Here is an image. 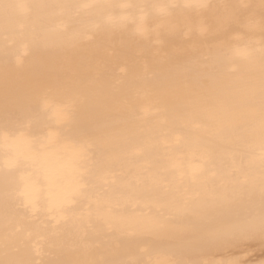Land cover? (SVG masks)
Returning a JSON list of instances; mask_svg holds the SVG:
<instances>
[{
    "label": "bare ground",
    "instance_id": "bare-ground-1",
    "mask_svg": "<svg viewBox=\"0 0 264 264\" xmlns=\"http://www.w3.org/2000/svg\"><path fill=\"white\" fill-rule=\"evenodd\" d=\"M11 2L28 7L18 8L9 24L10 73L36 67L34 37H38L48 44L58 64L67 66L98 93L88 137L65 118L66 99L57 91L49 94L47 107L41 106L19 127H10L15 143L4 141L0 117V189L7 179L18 208L13 223L25 234L31 233L34 259H50L44 253L55 239L52 233H63L67 226L86 221L89 214L93 226H102L105 232L107 225L97 219L98 211L104 216L130 215L131 205L119 196L125 186L140 190L150 175L180 182L182 172L183 182L188 183L192 168L209 152L218 165H231L234 148L223 110L232 95L245 88L243 81L236 79L246 63L234 59L237 49H258L264 41L259 24L261 0ZM203 3L255 5V23L249 26L242 15L239 24L225 30L217 23L218 9L196 7ZM83 4L114 7H55ZM160 5L178 7L162 11L155 7ZM4 36L0 22V50ZM86 51L94 53L91 63L76 62L74 54ZM209 55L219 58L216 69L223 91L191 104L187 92L202 87L197 70ZM165 67L178 69L180 74L170 80L162 71ZM3 73L0 52V80ZM215 84L212 81V86ZM79 107L85 114L84 106ZM221 125L223 132L218 131ZM85 146L86 153L81 151ZM236 159L239 163L238 156ZM82 177L87 180L86 187H81ZM69 199L74 202L69 204ZM2 227L0 218V230ZM82 239L91 242L87 236ZM251 259L255 264L264 260L258 245Z\"/></svg>",
    "mask_w": 264,
    "mask_h": 264
},
{
    "label": "snow or ice",
    "instance_id": "snow-or-ice-1",
    "mask_svg": "<svg viewBox=\"0 0 264 264\" xmlns=\"http://www.w3.org/2000/svg\"><path fill=\"white\" fill-rule=\"evenodd\" d=\"M27 7L11 0H0V22L5 33V44L0 50L4 59L0 80L4 141L15 143L17 138L10 127H19L41 106L47 107L49 94L53 91L62 93L66 99L65 118L75 122L88 137L98 93L69 72L67 66L58 64L43 39L34 37L36 67L11 73L8 69L9 24L18 8ZM55 7L103 10L114 6ZM120 7L144 9L148 6ZM155 7L163 11L178 5ZM196 7L218 9L217 23L225 30L239 24L242 15L246 16L249 26L255 23L252 11L255 5L203 3ZM259 8L260 29L264 33V0ZM241 9L247 11L242 13ZM74 56L78 63H91L94 53L77 52ZM218 59L209 55L200 61L197 76L202 87L188 90L191 104L204 102L223 91L224 85L216 69ZM234 59L246 63L236 77L243 81L245 88L242 93H234L230 105L223 110V118L229 124V143L234 148L230 166L218 165L209 152L192 168L188 183L183 182L185 174L182 172L180 182L150 175L140 190L125 186L119 196L131 205L130 215L104 216L98 211L97 219L107 225V232L102 226H93L91 214L86 221L67 226L63 233L53 232L55 239L44 253L51 258L39 261L31 255V249L35 247L31 233L25 234L13 223L18 208L6 179L0 189V218L3 221L0 264H255L251 257L257 245L264 256V41L258 49H237ZM96 70L102 72L99 64ZM162 71L170 80L180 74V70L171 67ZM212 81H216L215 86ZM80 105L84 106L85 114L81 113ZM223 130L221 125L218 131ZM81 151L86 153L87 147ZM86 186L87 180L82 177L81 187ZM73 202L68 201L69 204ZM97 203H100L99 196ZM83 236L89 237L91 242H84ZM37 254H41V250L38 249Z\"/></svg>",
    "mask_w": 264,
    "mask_h": 264
},
{
    "label": "rangeland",
    "instance_id": "rangeland-1",
    "mask_svg": "<svg viewBox=\"0 0 264 264\" xmlns=\"http://www.w3.org/2000/svg\"><path fill=\"white\" fill-rule=\"evenodd\" d=\"M49 195H51L50 191H48V194H47V196H49Z\"/></svg>",
    "mask_w": 264,
    "mask_h": 264
}]
</instances>
